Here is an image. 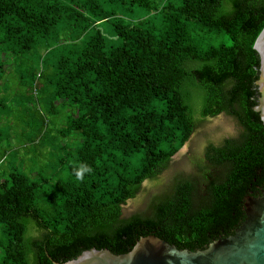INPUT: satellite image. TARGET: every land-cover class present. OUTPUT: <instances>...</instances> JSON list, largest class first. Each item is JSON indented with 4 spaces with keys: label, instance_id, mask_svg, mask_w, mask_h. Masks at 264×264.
Here are the masks:
<instances>
[{
    "label": "trees",
    "instance_id": "1",
    "mask_svg": "<svg viewBox=\"0 0 264 264\" xmlns=\"http://www.w3.org/2000/svg\"><path fill=\"white\" fill-rule=\"evenodd\" d=\"M263 29L264 0H0V264L233 235L264 188ZM220 115L236 134L207 142L197 176L163 179ZM146 181L143 211L124 215Z\"/></svg>",
    "mask_w": 264,
    "mask_h": 264
},
{
    "label": "water",
    "instance_id": "2",
    "mask_svg": "<svg viewBox=\"0 0 264 264\" xmlns=\"http://www.w3.org/2000/svg\"><path fill=\"white\" fill-rule=\"evenodd\" d=\"M254 49L260 57L256 81L260 97L253 109L264 123V29ZM245 212V221L233 235L215 240L204 250H180L150 235L139 239L128 253L116 255L109 249L92 248L64 264H264V188L258 197H246Z\"/></svg>",
    "mask_w": 264,
    "mask_h": 264
},
{
    "label": "rangeland",
    "instance_id": "3",
    "mask_svg": "<svg viewBox=\"0 0 264 264\" xmlns=\"http://www.w3.org/2000/svg\"><path fill=\"white\" fill-rule=\"evenodd\" d=\"M120 13L127 15L128 19L133 21H136L140 17L146 15V12L143 9H136L135 12L129 13L124 9H121ZM102 29L108 38H111L113 36L112 27L109 23H103ZM225 39L226 36L220 35L217 36V39H212V41L215 44H220L224 42ZM7 68L8 66L5 67V69ZM64 114L65 112L60 113L57 117L55 122L57 128H61L65 124L64 118H62ZM236 132L237 126L232 118L226 115H220L216 118L210 119L206 126H201L196 130L189 143H187L184 147L183 151L179 152L174 157L171 162V167L163 174L162 178L164 179L165 177H169V180H171L177 175H183L186 177L194 175L197 176L199 170L197 169L194 161L202 155L207 142L217 141L218 139H221L225 136L234 135L236 134ZM4 145L6 144L4 143ZM153 183L155 182L146 181L144 183V190H142L140 195L136 199L130 200L123 207L124 215H130L132 213L143 211L144 204L142 201H144L145 199V190H155L154 188H152L155 185Z\"/></svg>",
    "mask_w": 264,
    "mask_h": 264
},
{
    "label": "clouds",
    "instance_id": "4",
    "mask_svg": "<svg viewBox=\"0 0 264 264\" xmlns=\"http://www.w3.org/2000/svg\"><path fill=\"white\" fill-rule=\"evenodd\" d=\"M91 171H92V169L89 166H81L75 173L76 174V178L78 180H82L83 176H84V173L91 172Z\"/></svg>",
    "mask_w": 264,
    "mask_h": 264
}]
</instances>
